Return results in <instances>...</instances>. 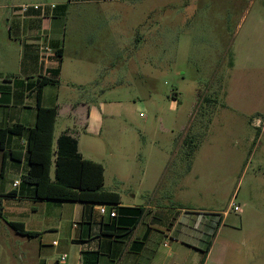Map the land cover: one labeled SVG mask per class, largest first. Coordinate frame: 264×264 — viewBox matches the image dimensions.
<instances>
[{
  "label": "rangeland",
  "instance_id": "1",
  "mask_svg": "<svg viewBox=\"0 0 264 264\" xmlns=\"http://www.w3.org/2000/svg\"><path fill=\"white\" fill-rule=\"evenodd\" d=\"M32 4L69 11L71 18L62 25L67 45L81 39L80 31L72 29L75 13H118L113 26L118 29L114 42L119 58L104 68L99 78L102 93L96 96L104 104L103 128L98 136L80 137L81 149L86 140H98L97 158L109 162L113 159L109 153L126 156L132 145L134 153L167 159L168 170L173 171L183 149L190 152L192 141H214L217 158L201 162L197 184L200 189L229 187L215 210H224L233 196L239 211L231 207V219L240 220L237 227L223 231L222 237L231 241L223 264H264V0H109L70 5L68 0H0L6 18L15 10L12 7ZM6 26L2 18V36L8 34ZM106 26L101 35L100 26L94 28L85 41L93 38L97 45L107 44L111 34ZM68 56L65 66L70 64ZM60 130L61 123L57 135ZM155 164L150 163L153 169ZM111 172L107 163V187ZM121 175L127 178L128 172ZM189 204L210 206L200 200ZM25 241L0 226V264H37L35 244Z\"/></svg>",
  "mask_w": 264,
  "mask_h": 264
},
{
  "label": "crops",
  "instance_id": "2",
  "mask_svg": "<svg viewBox=\"0 0 264 264\" xmlns=\"http://www.w3.org/2000/svg\"><path fill=\"white\" fill-rule=\"evenodd\" d=\"M107 1L68 0V4ZM4 8L0 5V20L5 18L8 32L5 36L0 32V129L13 125L31 128L37 105L56 106L54 147L62 134L75 139L83 159L103 166V190L117 193L120 199L118 205L35 199L34 186L23 181L29 169L24 138L8 136L4 152L0 151V226L11 230L18 240L35 244L37 264H223L231 242L227 236L222 237L223 231L225 227H237L240 220L231 219L233 196L224 210H215L229 194V187L224 184L200 189L197 184L201 162L217 158L214 141H192L190 152L183 149L173 171L168 170L167 159L139 155L132 145L126 156L109 153L113 158L109 162L97 158L100 144L94 138L86 140L84 150L81 149L80 137L98 136L103 128L104 104L98 103L96 96L102 93L99 78L102 79L104 68L114 66L119 58L115 52L119 46L114 42L118 29L113 26L118 13H75L72 29L80 31L81 39H72L75 43L67 45L62 25L71 16L65 7L26 14L12 7L15 10L8 18L4 17ZM104 25L111 34L107 44L97 45L93 38L85 41V36L97 26L101 35ZM67 54L70 64L65 66ZM38 77L58 81L56 85L44 86L39 99L35 91ZM59 123L61 130L57 135ZM10 152L20 158L6 157L1 169L4 153L7 156ZM151 162L156 163L157 171ZM107 163L112 167L108 187ZM125 165L127 169L123 171ZM136 167L139 169L133 174ZM125 171L127 178L121 175ZM126 193L128 198L124 197ZM192 200L210 206H193L189 204ZM101 205L106 208L105 215L99 212ZM111 212H115V217L109 216ZM12 222L37 236L17 234L9 226Z\"/></svg>",
  "mask_w": 264,
  "mask_h": 264
},
{
  "label": "trees",
  "instance_id": "3",
  "mask_svg": "<svg viewBox=\"0 0 264 264\" xmlns=\"http://www.w3.org/2000/svg\"><path fill=\"white\" fill-rule=\"evenodd\" d=\"M56 84L57 80L38 77L35 85L37 99L40 98L44 86ZM56 117V106L37 105L33 127L13 125L0 129V151L4 152L8 136L24 138L29 169L23 181L34 186V198L37 200L118 205L119 195L103 190V166L83 159L77 150L75 139L62 134L54 147L53 131ZM6 157L12 160L20 158L19 154L16 155L14 152L8 153L7 156L4 153L1 169ZM9 226L19 235L37 236L26 232L19 223L12 222Z\"/></svg>",
  "mask_w": 264,
  "mask_h": 264
},
{
  "label": "built area",
  "instance_id": "4",
  "mask_svg": "<svg viewBox=\"0 0 264 264\" xmlns=\"http://www.w3.org/2000/svg\"><path fill=\"white\" fill-rule=\"evenodd\" d=\"M49 8V9H54L55 6L54 5H47V4H41V5H37V4H32V5H22L19 8V11L21 14H26L29 11H43L44 9ZM17 184V183H16ZM231 207H233L234 211H239V208L237 206L233 205V201L231 202ZM99 212L101 215H105L106 214V208L105 206L101 205L99 207ZM110 217H114L115 216V212H111L109 213ZM56 243H53V245H55ZM63 260V258L61 259Z\"/></svg>",
  "mask_w": 264,
  "mask_h": 264
}]
</instances>
